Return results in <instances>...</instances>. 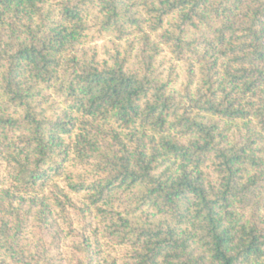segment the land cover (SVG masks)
<instances>
[{
    "label": "trees",
    "instance_id": "obj_1",
    "mask_svg": "<svg viewBox=\"0 0 264 264\" xmlns=\"http://www.w3.org/2000/svg\"><path fill=\"white\" fill-rule=\"evenodd\" d=\"M0 264H264V0H0Z\"/></svg>",
    "mask_w": 264,
    "mask_h": 264
}]
</instances>
